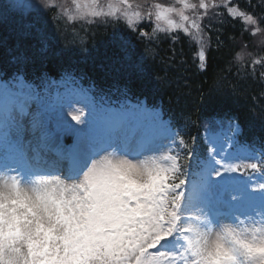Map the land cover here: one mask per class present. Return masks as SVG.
<instances>
[{"label":"snow or ice","instance_id":"obj_1","mask_svg":"<svg viewBox=\"0 0 264 264\" xmlns=\"http://www.w3.org/2000/svg\"><path fill=\"white\" fill-rule=\"evenodd\" d=\"M38 6L33 0H16L9 6V10L27 15ZM156 7L157 20L171 24L168 19L171 9L159 5ZM201 8L207 10L204 4ZM213 8L226 10L229 17L244 24H256L258 21L255 14L241 10L238 5L234 6L232 0L214 3ZM7 18V13H0V22ZM129 23H132L131 17ZM22 27L25 29L22 34L29 35L34 25L26 23ZM255 35L256 32H253L252 36ZM47 50L45 42L40 51ZM197 56L203 67L206 60L203 46L199 48ZM254 63L259 65L261 61L256 60ZM65 78L73 83L82 79L76 77L74 71L68 70L61 73V79ZM49 95L52 94L46 86H38L27 80L22 73H14L10 79L0 80V142L15 136L17 141L31 146L33 159L41 167L46 165L47 168H55L59 176L69 178L83 175L87 190L83 196L74 193L68 201L54 200L48 191L50 180L47 177L38 179L36 183L40 187L34 189L38 208L47 213L56 205L62 204L68 217L66 224L54 237L21 230L19 227L10 232L8 212L14 209L10 210L8 205L25 207L19 179L17 175H12L13 183L9 186V191H0V207L5 210L6 220L3 242L0 243V264H129V257L134 258L136 264H190L189 255H199L198 241L193 239L196 229L186 222L192 218L187 215L182 217L181 209L186 199L185 170L193 162V149L188 148L186 152L177 154H172L170 149L161 155V159L170 161V165L154 164L149 169L155 175L156 183L144 193L142 207L146 210V215L140 222L145 225L146 230L137 234L135 247H129L126 233L136 209H130L126 201L112 194L102 178L103 169L98 166V157L109 149H114V143L93 141L84 135L89 109L94 110L93 99L88 97L83 88L77 87L72 88L70 93L75 97L73 99L62 101L57 91L53 103H43ZM81 100L88 106L87 114L81 109L73 108ZM68 137L73 138V143L65 147L64 140ZM54 142H58L60 146L50 147ZM174 143L177 147H186L183 139L178 142L175 140ZM182 160H188V166L182 165ZM216 164L217 170L211 176L213 181L226 179L230 182L247 183L251 181L249 170L251 173L264 175V157L260 162L239 160L228 165L217 160ZM177 173H180L179 178ZM58 186L64 190L63 185ZM77 187L83 189L84 185ZM206 189L205 181L197 182L193 186V198L198 200L205 193L204 203L211 208L214 194L206 192ZM252 192L264 193V183L253 187ZM233 201L235 203L232 208L224 212L213 210V214L240 215L264 208V195L259 199H252L242 194L239 198L233 196ZM33 214L36 215L37 212ZM22 240L28 248L26 261L17 259L23 253L15 245ZM8 252L13 255L9 256ZM233 259L230 256L218 258L209 254L205 258V264H230ZM197 264H200L199 260Z\"/></svg>","mask_w":264,"mask_h":264},{"label":"trees","instance_id":"obj_2","mask_svg":"<svg viewBox=\"0 0 264 264\" xmlns=\"http://www.w3.org/2000/svg\"><path fill=\"white\" fill-rule=\"evenodd\" d=\"M258 7L262 10L253 13L260 20L264 3ZM0 13L8 17L0 22L4 79L14 73H22L29 81L58 79L68 70L113 94L130 92L153 104L161 101L167 112L181 118V138L201 159L206 148L199 133L209 114L236 116L245 130L256 127L257 138L264 143V62L257 65L253 60L243 67L232 63L233 54L242 47L258 57L264 55V48L257 47L239 21L221 22L227 15L224 9L221 15L213 13L212 45L203 71L197 69L194 45L182 37H175V43H170V37L146 40L121 24H113L114 29L104 24L103 28L87 26L90 29L83 30L75 44L62 39L65 48L61 41L60 46L54 41L55 33L41 26L40 31L33 27L29 35L22 34V25H35V16L28 19V14L10 11L5 0H0ZM43 42L47 52L40 51ZM248 141L258 143L252 134Z\"/></svg>","mask_w":264,"mask_h":264},{"label":"clouds","instance_id":"obj_3","mask_svg":"<svg viewBox=\"0 0 264 264\" xmlns=\"http://www.w3.org/2000/svg\"><path fill=\"white\" fill-rule=\"evenodd\" d=\"M217 2L218 0H37L42 10L50 11L67 27L77 24H122L126 30L146 40L177 33L196 45L208 42V34L201 25L209 11L213 9V4ZM202 4L206 5L207 10L201 8ZM157 5L171 9L168 17L171 24L157 20ZM130 17L132 23H129ZM143 24L150 25V28H142ZM246 25L245 31H248L250 36L256 32L252 37L257 47L264 48V27L260 26L258 21L256 24ZM253 60L264 62V55L258 57L242 47L232 57V63L239 67ZM154 164L168 166L170 161L161 159V156L156 159L131 160L116 152L104 153L98 157V166L103 169L102 178L108 186L122 187L130 181L138 185L152 186L156 183V177L149 169ZM47 178L50 180L48 191L56 200L61 198V189L58 185H63L66 198H71L74 193L83 196L87 190L83 175L74 181H66L59 175ZM38 179L40 177H33L30 183L19 179V188L24 208L38 214L30 231L40 232L46 236L53 225L37 206L34 189L40 187L36 183ZM12 183L11 174H0V191L7 193ZM79 185H84V188L77 187ZM50 212L54 215V209H50ZM192 227L196 229L193 239L198 241L199 255L194 257L190 254V264H197L198 260L200 264H205V258L209 254L218 258L234 257L230 264H264V222H221L218 226L210 225L206 230ZM15 248L23 253L22 257H17L18 260H28L25 241L17 243ZM8 255L12 256L13 253L8 252Z\"/></svg>","mask_w":264,"mask_h":264},{"label":"rangeland","instance_id":"obj_4","mask_svg":"<svg viewBox=\"0 0 264 264\" xmlns=\"http://www.w3.org/2000/svg\"><path fill=\"white\" fill-rule=\"evenodd\" d=\"M35 107H36V104L34 103L33 108ZM115 122H116V118H114L113 116H109L107 121L105 122L106 124H105L104 129L99 132L100 135L98 134L99 130L95 129L93 131L92 137L90 136V140L100 141V142H109V141L116 142L115 134L113 133V125ZM86 123L93 125L91 120H89L88 118H87ZM106 130H107V133H109L108 134L109 139L103 138V137H107L105 133ZM84 135L89 136L85 132V128H84ZM9 138H11L12 144L15 146V149L24 148L25 150L29 151L31 156L33 157V153L31 151L30 145L17 141L15 136H12ZM217 142L218 140H216V142L214 143L213 153H212L214 157L213 156L211 157V169L207 170L205 173V176H206L205 182L207 183V190L216 195L220 208L227 207V206L233 207L234 206L233 204L235 202L234 201L232 202L229 196L233 197L235 195V191L229 185L228 181L226 179H222L218 181H213L211 179L212 174L217 170V167H218L216 164L217 160H220L224 164H228V165L230 164V161L225 156L221 155V144H219L220 145L219 147V145H217L218 144ZM111 152H116L122 155V152L119 151L117 147L113 149V151ZM217 156L219 157V159H217ZM10 162L11 161H8V162L2 161V163H0V174H5V175H8V174L15 175L16 174L17 169L12 168L14 164ZM15 163L18 165L17 162ZM10 164L12 165V167L9 166ZM71 198H66L64 196V190H61V198L59 199V201H68V200H71ZM54 200L56 199L54 198ZM205 207L206 206L204 203L203 196L201 195L198 200L194 199L193 192H192L190 196L186 197L185 199L184 206L181 209V216L182 217H184L185 215L190 216L192 219L186 222L190 223L192 226H196L198 228L205 229V230L210 225L218 226L221 222H224L223 220H219L215 222L214 219H211ZM8 208L10 210L14 209V211L8 212L7 224L10 226L9 227L10 232L14 231L16 227H19V229L21 230L31 229L33 223H35V220L38 216V214L36 215L33 214L35 211L29 212L27 208L17 207L16 205H13V204H9ZM53 209H54V215L50 211L47 213L43 211L46 214V217L49 220V222L53 225V227L47 234L49 237H54L56 233H58L62 229V226H64L68 220L67 213L63 211L62 204L56 205ZM255 221L264 222V208H257L256 213H254L252 217L248 216L245 219H243V222H255ZM5 225H6L5 210L3 207H0V243L3 242V233L5 230ZM41 234L43 235V233Z\"/></svg>","mask_w":264,"mask_h":264},{"label":"bare ground","instance_id":"obj_5","mask_svg":"<svg viewBox=\"0 0 264 264\" xmlns=\"http://www.w3.org/2000/svg\"><path fill=\"white\" fill-rule=\"evenodd\" d=\"M249 118V117H248ZM251 119V118H250Z\"/></svg>","mask_w":264,"mask_h":264}]
</instances>
